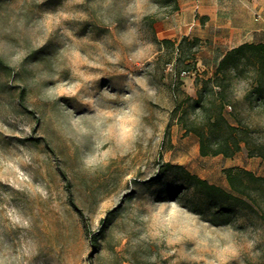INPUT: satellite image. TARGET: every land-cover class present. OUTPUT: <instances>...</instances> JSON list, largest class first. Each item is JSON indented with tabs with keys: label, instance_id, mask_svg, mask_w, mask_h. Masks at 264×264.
I'll list each match as a JSON object with an SVG mask.
<instances>
[{
	"label": "rangeland",
	"instance_id": "obj_1",
	"mask_svg": "<svg viewBox=\"0 0 264 264\" xmlns=\"http://www.w3.org/2000/svg\"><path fill=\"white\" fill-rule=\"evenodd\" d=\"M174 6L0 0V264H264L258 216L217 225L180 170L161 171L180 165L225 189L224 168L264 176L245 152L202 157L177 123L204 76L200 45L170 33ZM73 203L95 233L112 212L98 248Z\"/></svg>",
	"mask_w": 264,
	"mask_h": 264
},
{
	"label": "trees",
	"instance_id": "obj_2",
	"mask_svg": "<svg viewBox=\"0 0 264 264\" xmlns=\"http://www.w3.org/2000/svg\"><path fill=\"white\" fill-rule=\"evenodd\" d=\"M172 1L175 4L173 11L177 12L180 9L178 0ZM183 41H188L192 47L200 45L198 38L183 37ZM162 42L172 43L170 40ZM242 81L246 83V89L239 100L236 85ZM198 86L196 97L184 96L178 101L174 114L185 135L193 134L198 138L200 155L232 159L245 149L248 158L264 160V43H245L229 50L213 76L198 79ZM251 114H256L257 123L249 122ZM171 168L180 170L184 184L191 185L212 202L209 216L223 219V222L210 221L225 225L233 213L243 210L258 216L264 224V176L243 167L224 168L228 183V189H225L180 165L167 162L161 171ZM73 206L82 216L91 245L98 248L99 237L111 222L112 212L95 233L91 232L82 211L75 203ZM194 211L205 213L198 208Z\"/></svg>",
	"mask_w": 264,
	"mask_h": 264
},
{
	"label": "crops",
	"instance_id": "obj_3",
	"mask_svg": "<svg viewBox=\"0 0 264 264\" xmlns=\"http://www.w3.org/2000/svg\"><path fill=\"white\" fill-rule=\"evenodd\" d=\"M178 3L180 9L170 19V33L179 39L200 40L196 54L199 76H213L229 50L245 43H264V0H178ZM243 152L248 157L243 149L232 159Z\"/></svg>",
	"mask_w": 264,
	"mask_h": 264
}]
</instances>
